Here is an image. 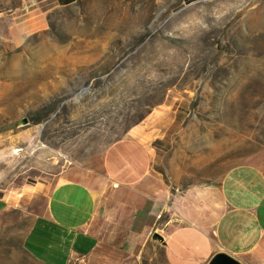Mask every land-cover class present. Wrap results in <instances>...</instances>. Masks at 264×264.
I'll list each match as a JSON object with an SVG mask.
<instances>
[{
	"label": "rangeland",
	"instance_id": "rangeland-1",
	"mask_svg": "<svg viewBox=\"0 0 264 264\" xmlns=\"http://www.w3.org/2000/svg\"><path fill=\"white\" fill-rule=\"evenodd\" d=\"M141 127L174 188L264 173V0H0V189ZM32 222L0 219V264H35Z\"/></svg>",
	"mask_w": 264,
	"mask_h": 264
},
{
	"label": "crops",
	"instance_id": "crops-1",
	"mask_svg": "<svg viewBox=\"0 0 264 264\" xmlns=\"http://www.w3.org/2000/svg\"><path fill=\"white\" fill-rule=\"evenodd\" d=\"M165 136L131 131L98 170L17 174L0 189V219L32 217L23 247L35 264H209L219 253L264 264V173L241 165L219 184L174 188L152 146Z\"/></svg>",
	"mask_w": 264,
	"mask_h": 264
},
{
	"label": "water",
	"instance_id": "water-1",
	"mask_svg": "<svg viewBox=\"0 0 264 264\" xmlns=\"http://www.w3.org/2000/svg\"><path fill=\"white\" fill-rule=\"evenodd\" d=\"M27 121L24 120L22 125H26ZM209 264H243L234 257L230 256L227 253L216 254Z\"/></svg>",
	"mask_w": 264,
	"mask_h": 264
},
{
	"label": "trees",
	"instance_id": "trees-1",
	"mask_svg": "<svg viewBox=\"0 0 264 264\" xmlns=\"http://www.w3.org/2000/svg\"><path fill=\"white\" fill-rule=\"evenodd\" d=\"M69 1H71V0H69Z\"/></svg>",
	"mask_w": 264,
	"mask_h": 264
}]
</instances>
